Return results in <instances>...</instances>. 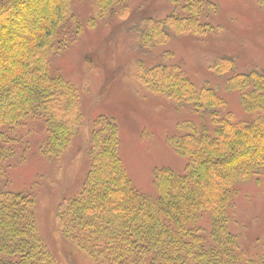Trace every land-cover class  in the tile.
<instances>
[{
  "label": "trees",
  "instance_id": "trees-1",
  "mask_svg": "<svg viewBox=\"0 0 264 264\" xmlns=\"http://www.w3.org/2000/svg\"><path fill=\"white\" fill-rule=\"evenodd\" d=\"M72 1L0 0V264H60L40 236L36 197L4 190L2 181L14 154L9 133L15 134L23 120L22 126L27 118L44 119L40 152L46 159L60 156L84 122L76 86L49 71L50 57L66 46ZM91 1L97 18L130 14L129 0ZM169 1L184 13L143 15L131 25L140 51L166 43L172 34L202 35L212 29L200 21L204 11H217L212 0ZM87 24L92 27L94 20ZM82 29L78 24L75 35ZM134 65V78L147 91L175 108H190L200 120L168 139L187 160L186 170H156L157 197H146L127 175L116 122L96 118L81 186L54 211L61 237L91 264H264V247L247 254L229 229L236 185L264 174V71H237L229 55H218L209 64L213 75L226 76L225 90L236 92L243 110L254 115L239 121L215 88L198 87L162 63L136 59Z\"/></svg>",
  "mask_w": 264,
  "mask_h": 264
},
{
  "label": "rangeland",
  "instance_id": "rangeland-1",
  "mask_svg": "<svg viewBox=\"0 0 264 264\" xmlns=\"http://www.w3.org/2000/svg\"><path fill=\"white\" fill-rule=\"evenodd\" d=\"M216 12L204 11L200 21L212 29L202 35L177 34L148 52L136 48L131 25L143 15L163 18L183 14L169 0H129L127 18H97L91 0H73L66 46L50 57L49 71L76 86L81 97L84 122L69 146L58 157L41 155L46 125L40 117L9 133L13 156L5 164L2 188L28 192L36 197L35 218L45 245L60 264H91L72 243L65 241L54 222L58 204L74 196L89 167L87 139L93 121L112 118L119 130V151L132 186L156 199L155 171L170 168L182 174L187 160L168 142L200 123L190 108H175L170 101L145 89L134 78L136 59L146 65L162 63L188 77L196 86L208 85L227 102L234 120L248 121L253 114L239 104L238 95L224 88L225 77L208 67L218 55L236 60V70L264 71V4L260 0H212ZM94 20L92 27L89 20ZM81 33L75 35L77 25ZM11 134V135H10ZM16 139V140H14ZM232 196L229 229L239 236L244 252L254 255L264 243V174L239 183ZM260 241V243H259Z\"/></svg>",
  "mask_w": 264,
  "mask_h": 264
}]
</instances>
